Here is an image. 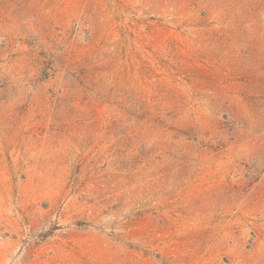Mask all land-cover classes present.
<instances>
[{
	"label": "rangeland",
	"instance_id": "rangeland-1",
	"mask_svg": "<svg viewBox=\"0 0 264 264\" xmlns=\"http://www.w3.org/2000/svg\"><path fill=\"white\" fill-rule=\"evenodd\" d=\"M0 264H264V0H0Z\"/></svg>",
	"mask_w": 264,
	"mask_h": 264
}]
</instances>
